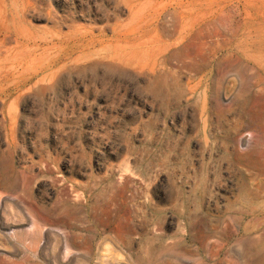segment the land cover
I'll return each instance as SVG.
<instances>
[{
  "label": "rangeland",
  "instance_id": "obj_1",
  "mask_svg": "<svg viewBox=\"0 0 264 264\" xmlns=\"http://www.w3.org/2000/svg\"><path fill=\"white\" fill-rule=\"evenodd\" d=\"M0 264H264V0H0Z\"/></svg>",
  "mask_w": 264,
  "mask_h": 264
},
{
  "label": "bare ground",
  "instance_id": "obj_2",
  "mask_svg": "<svg viewBox=\"0 0 264 264\" xmlns=\"http://www.w3.org/2000/svg\"><path fill=\"white\" fill-rule=\"evenodd\" d=\"M29 234L32 235V236H35V235H38L39 234V229L38 227H34L32 228L31 231H29ZM22 237V236H21Z\"/></svg>",
  "mask_w": 264,
  "mask_h": 264
}]
</instances>
